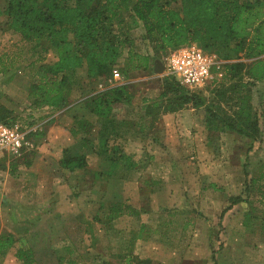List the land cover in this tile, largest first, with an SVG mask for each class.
<instances>
[{
	"label": "rangeland",
	"instance_id": "1",
	"mask_svg": "<svg viewBox=\"0 0 264 264\" xmlns=\"http://www.w3.org/2000/svg\"><path fill=\"white\" fill-rule=\"evenodd\" d=\"M259 1L264 4V0ZM3 21L0 19V54L16 57L12 70L17 67L19 80L2 91L5 90L8 97L13 98L12 102L17 103L24 88L38 83L35 77L38 67H52L56 59L51 50L45 49L42 41H23L19 35L8 31ZM136 31L139 52L150 55L154 52L153 57L163 65L165 55L160 56L163 51H157L152 39L141 40L144 37L141 29ZM202 45L223 63L221 74L199 92L206 109L212 107L209 110L212 113L208 115L211 121L208 137L212 143L205 151H190L184 157L181 154L184 159L178 153L173 155L171 162L175 163H170V169L163 166L157 171L156 162L146 164V171L149 169L152 177L160 181L166 179L167 183L170 181L169 195L141 197L135 192V185L131 192L125 189L123 193L138 205L135 209L139 210H133L126 203H118L124 216L118 220L110 219L108 211L103 212L104 207H110L107 204L97 212L100 200L92 196L75 198V212L76 209L80 212L73 213L72 206L70 210L59 213L60 219L53 225L57 237H66V246L76 243L73 256L78 257L80 263L264 264V129L261 127L264 122V79L255 81L249 76V70L258 74L261 69L264 74V55L247 59L237 42ZM254 65L255 69L252 68ZM114 70L119 72L120 79L112 81L109 87L128 79H124L122 73L123 61ZM135 74L137 77L134 78L140 83L148 81L150 86L145 90L148 97L160 93L166 77L164 72L157 74L151 70L147 74L141 71ZM81 77H67L70 89L74 78ZM107 79L110 80L111 75ZM81 90L71 93L74 95ZM138 93L141 94L142 90L139 89ZM21 103L24 104V100ZM117 106L126 108L120 104ZM237 112L240 113L238 117L235 115ZM246 113L252 127L258 128L260 124L261 132H253L249 137L251 140L255 138V143L243 139L250 134L246 130L250 126L243 124ZM1 117L21 131L34 133L32 126L36 123L27 116L14 120L17 116L0 110ZM226 129L229 133L224 132ZM142 145L133 144L128 149L138 156L143 149L148 155L158 157L157 160L167 156L156 148L155 153L150 154V145ZM28 158L17 160L8 154H0V166L16 170L23 167ZM145 174L138 175L145 177ZM8 182H14L16 186L24 183L18 177ZM236 199L241 202L233 207ZM161 202L164 205L157 207ZM232 208L235 210L229 214ZM83 239L85 244L81 246Z\"/></svg>",
	"mask_w": 264,
	"mask_h": 264
},
{
	"label": "crops",
	"instance_id": "2",
	"mask_svg": "<svg viewBox=\"0 0 264 264\" xmlns=\"http://www.w3.org/2000/svg\"><path fill=\"white\" fill-rule=\"evenodd\" d=\"M141 26L130 32L134 50L138 53L139 41L136 38L139 35L136 30L141 29V34H144ZM143 55L152 58L150 54ZM155 62L152 59L148 69L141 72L147 74L151 70H158ZM136 72L132 71L125 82L118 84L124 87L128 95V100L120 104L126 108L116 105L106 119L98 118L92 113V100L98 93L111 88L109 79L87 78L85 70L79 69L74 77H82L74 78L71 82L72 89L67 92V102L64 105L57 108H36L28 100L31 89L29 86L23 89L22 97H19L17 103L12 102L13 98L8 97L5 90L2 91L19 80L17 67L0 75V106L17 116L14 120L27 116L36 123L32 126L36 148L22 164L23 167L19 166L14 170L15 168L0 166V239L10 236L13 240L12 247L0 252V264H24L16 258L17 250L32 253V264H84L73 256V245L76 246V243L66 246V237H57L54 230L56 221L60 219L59 213L70 210L72 206L73 213L80 212L79 209L75 212V198L92 196L97 201L100 200L97 212H100V208L102 211L103 205L107 204L110 207H104L103 212L110 213L111 206L118 203H126L133 210H139L135 209L138 205L123 193L125 189L131 192L135 185V192L141 197L164 193L169 195L170 189V181L167 183L166 179L160 181L152 177L149 169L146 171V164L156 162L157 171L163 166L170 169V163H175L171 162L173 155L178 153L184 159L182 157L190 151L208 149L212 142L208 137L203 107L185 105L169 110L165 106L153 105L160 93L148 97L149 93L145 90L150 85L147 80L140 83L134 78L137 77ZM80 88L82 90L79 93H71ZM139 89L142 90L141 94L138 93ZM23 100L24 104L21 103ZM259 126L260 124L257 130L261 132ZM261 127L263 130L264 122ZM243 139L255 143V138ZM133 144L150 145V154H154L156 148L167 156L157 160L158 157L148 155L143 149L138 156L128 149ZM112 148L118 149L113 158ZM65 150L74 159L83 156L85 165L80 169H69L62 161ZM121 155L134 165L132 169L125 168L119 159ZM113 162L115 164L112 167ZM140 173H146L144 176L147 177H140ZM16 177L24 183L16 186L14 182H8ZM163 205L161 202L157 207ZM234 210L230 209L229 214ZM122 215L116 220L124 217ZM84 242V239L80 242L81 246ZM96 251L98 255L101 254L97 249Z\"/></svg>",
	"mask_w": 264,
	"mask_h": 264
},
{
	"label": "trees",
	"instance_id": "3",
	"mask_svg": "<svg viewBox=\"0 0 264 264\" xmlns=\"http://www.w3.org/2000/svg\"><path fill=\"white\" fill-rule=\"evenodd\" d=\"M0 19L4 20L8 31L19 35L23 41H42L56 59L52 67H38L35 75L38 83L30 86L28 100L36 108L64 105L70 91L67 77L74 76L79 69L85 70L87 78L95 80L107 79L120 61H123L124 79L132 71H146L152 59L156 60L154 52L152 58L136 52L130 36V32L141 25L144 31L141 40L152 39L157 51H163L160 56L190 43L209 53L203 43L231 42L240 45L247 59L264 55V4L259 0H0ZM15 60L14 55L0 54V75L9 73L15 67ZM252 68L255 69V65ZM251 71V79H264L261 69L258 74ZM58 76L59 79H55ZM164 78L160 95L153 105L169 110L185 105L205 107L209 134L208 115L212 107L206 109L199 92H189L173 78ZM127 100L124 87L116 85L95 95L92 113L106 119L116 105ZM0 110L9 113L3 108ZM235 115L238 117L240 113ZM247 115L243 124L250 126L246 128L250 134L245 135L250 137L258 130L251 126ZM3 119L0 118V123L12 126ZM224 132H228L227 129ZM111 152L113 158L118 149L112 148ZM119 159L127 170L134 167L122 155ZM62 161L69 169L85 165L83 156L74 159L68 150L64 151ZM240 202L236 199L233 204ZM109 215L110 219L121 216V205L113 204ZM12 243L10 236L2 237L0 252L12 247ZM16 258L24 264L33 263L29 251L17 250Z\"/></svg>",
	"mask_w": 264,
	"mask_h": 264
},
{
	"label": "built area",
	"instance_id": "4",
	"mask_svg": "<svg viewBox=\"0 0 264 264\" xmlns=\"http://www.w3.org/2000/svg\"><path fill=\"white\" fill-rule=\"evenodd\" d=\"M164 73L189 92H200L223 71V63L215 55L203 51L195 43L169 50L164 57ZM120 79L117 70L111 73L110 83ZM28 132L16 126L0 123V154L23 159L35 151Z\"/></svg>",
	"mask_w": 264,
	"mask_h": 264
},
{
	"label": "water",
	"instance_id": "5",
	"mask_svg": "<svg viewBox=\"0 0 264 264\" xmlns=\"http://www.w3.org/2000/svg\"><path fill=\"white\" fill-rule=\"evenodd\" d=\"M155 66L156 68H159L158 70H155L157 74H162L164 72V67L160 61L156 60Z\"/></svg>",
	"mask_w": 264,
	"mask_h": 264
}]
</instances>
